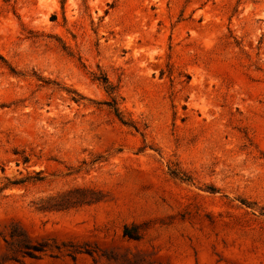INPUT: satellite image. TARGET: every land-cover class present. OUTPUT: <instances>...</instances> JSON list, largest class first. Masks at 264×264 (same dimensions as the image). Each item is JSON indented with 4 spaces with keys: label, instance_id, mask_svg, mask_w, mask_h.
<instances>
[{
    "label": "rangeland",
    "instance_id": "374dc122",
    "mask_svg": "<svg viewBox=\"0 0 264 264\" xmlns=\"http://www.w3.org/2000/svg\"><path fill=\"white\" fill-rule=\"evenodd\" d=\"M0 264H264V0H0Z\"/></svg>",
    "mask_w": 264,
    "mask_h": 264
},
{
    "label": "trees",
    "instance_id": "16d2710c",
    "mask_svg": "<svg viewBox=\"0 0 264 264\" xmlns=\"http://www.w3.org/2000/svg\"><path fill=\"white\" fill-rule=\"evenodd\" d=\"M115 112H117L116 109H115ZM116 114H118V113H116ZM127 232H128V231L125 232V235L128 234V236H129L130 238H132L131 235H129V233H127ZM19 245H20V247H22L23 249H26L25 254H26L27 256L31 257V258H35V255H34V253H33L31 250L39 251V249H37V248H35V247H29L28 245H26V244H24V243H19Z\"/></svg>",
    "mask_w": 264,
    "mask_h": 264
}]
</instances>
